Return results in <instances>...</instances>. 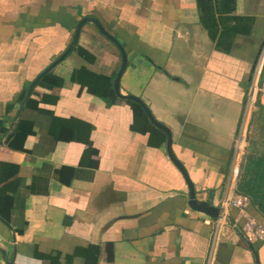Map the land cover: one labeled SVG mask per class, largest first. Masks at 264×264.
I'll use <instances>...</instances> for the list:
<instances>
[{"label": "crops", "instance_id": "obj_1", "mask_svg": "<svg viewBox=\"0 0 264 264\" xmlns=\"http://www.w3.org/2000/svg\"><path fill=\"white\" fill-rule=\"evenodd\" d=\"M84 16L125 48L121 90L171 129L197 197L243 199L264 223V0H0V140L13 131L0 264H258L239 207L223 209L214 247L218 219L190 206L166 132L116 95L122 52L94 23L54 67L63 85L35 86L17 117ZM252 243L264 264V240Z\"/></svg>", "mask_w": 264, "mask_h": 264}, {"label": "water", "instance_id": "obj_2", "mask_svg": "<svg viewBox=\"0 0 264 264\" xmlns=\"http://www.w3.org/2000/svg\"><path fill=\"white\" fill-rule=\"evenodd\" d=\"M94 23L100 30L102 33H104L107 37H109L112 41H114L119 48L121 49L122 52V61H121V65L119 67V70L117 72L116 78L114 80V88H115V92L116 95L120 98L123 99H131L136 101L137 103H139L143 109L145 110L146 114L148 115L150 121L160 127L161 129H163L166 134H167V151L170 155L171 160L175 163V165L181 170V172L183 173L186 182L189 186V204L190 206L200 212H203L207 215H209L210 217H213L215 219H219L221 218L222 214H223V208L221 206H217V205H213L210 202L206 201V200H201L197 197L196 194V189H195V185L193 183V181L191 180L185 166L182 164V162L178 159V157L176 156V154L174 153L173 147H172V143H173V138H172V131L171 129L165 124L162 123L161 121H159L153 114L152 110L150 109V107L146 104V102L133 94H125L122 92L121 90V85H120V80L122 77V74L124 73L127 64H128V56L126 53L125 48L121 45V43L114 37L112 36L110 33H108L106 31V29L102 26L101 22L98 20V18L93 17V16H84L82 17L75 29L74 35L72 37V40L70 42V44L68 45V47L66 48V50L61 53L57 59H55L52 63H50L46 68H44L36 77L35 79L31 82V84L29 85L26 95L24 97V100L22 102V105L20 107L19 113L17 115V117L21 114L26 101L29 99V97L31 96V93L34 89V87L36 86L38 80L44 75L46 74L48 71H50L53 67H55L58 63H60L62 60H64L68 55H70L72 53V51L74 50V48L76 47L79 37H80V32L81 29L83 27L84 24L86 23ZM17 119V118H16ZM15 119V120H16ZM15 120L12 123V126H14L15 124ZM13 131L11 130L8 135L5 137V139L0 140V144H4L7 143L8 140L10 139V137L12 136ZM250 247L255 251L256 257H257V262L258 264H260L259 262V257H258V253L255 250V246L251 241H248Z\"/></svg>", "mask_w": 264, "mask_h": 264}, {"label": "built area", "instance_id": "obj_3", "mask_svg": "<svg viewBox=\"0 0 264 264\" xmlns=\"http://www.w3.org/2000/svg\"><path fill=\"white\" fill-rule=\"evenodd\" d=\"M255 89L252 94L254 97ZM248 127L242 128L240 134L236 140L235 148V161L237 167H239L240 163L244 159V154L246 151L247 143H248ZM228 206H236L241 209V214L245 216V222L242 227V233L247 241L255 242L258 240H264V223L259 222L255 217L249 215L244 210L243 199L236 197H227L223 200L221 207L225 209ZM228 221V217L225 213L222 214L221 218L215 221V230H214V247L218 245L220 237L225 230L226 222Z\"/></svg>", "mask_w": 264, "mask_h": 264}, {"label": "trees", "instance_id": "obj_4", "mask_svg": "<svg viewBox=\"0 0 264 264\" xmlns=\"http://www.w3.org/2000/svg\"><path fill=\"white\" fill-rule=\"evenodd\" d=\"M63 78L60 77L59 75H57L55 72H54V67L48 71L46 74H44L37 82L36 86L37 85H40V86H44V87H47V88H54L56 86H62L63 85ZM128 102H130L132 105L136 106V107H139L140 109H142L143 107L137 103L136 101L134 100H131V99H127Z\"/></svg>", "mask_w": 264, "mask_h": 264}, {"label": "rangeland", "instance_id": "obj_5", "mask_svg": "<svg viewBox=\"0 0 264 264\" xmlns=\"http://www.w3.org/2000/svg\"><path fill=\"white\" fill-rule=\"evenodd\" d=\"M154 114V113H153Z\"/></svg>", "mask_w": 264, "mask_h": 264}]
</instances>
